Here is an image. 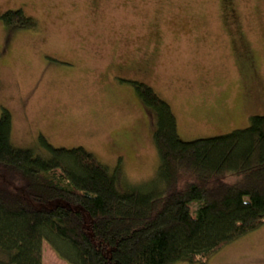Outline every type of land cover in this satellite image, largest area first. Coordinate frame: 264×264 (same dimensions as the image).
I'll return each mask as SVG.
<instances>
[{
    "label": "rangeland",
    "instance_id": "1",
    "mask_svg": "<svg viewBox=\"0 0 264 264\" xmlns=\"http://www.w3.org/2000/svg\"><path fill=\"white\" fill-rule=\"evenodd\" d=\"M18 10L35 29L0 19V117L9 111L17 149L46 153L39 137L84 148L143 186L159 156L154 116L128 83L140 68L182 142L264 116V0H0V16ZM42 251L43 264H67ZM206 264H264V224Z\"/></svg>",
    "mask_w": 264,
    "mask_h": 264
},
{
    "label": "trees",
    "instance_id": "2",
    "mask_svg": "<svg viewBox=\"0 0 264 264\" xmlns=\"http://www.w3.org/2000/svg\"><path fill=\"white\" fill-rule=\"evenodd\" d=\"M6 27L35 29L21 10ZM154 116L159 166L130 186L84 148L17 149L0 117V264H43L45 242L67 264H206L264 224V116L230 134L180 141L169 104L131 83Z\"/></svg>",
    "mask_w": 264,
    "mask_h": 264
},
{
    "label": "flooded vegetation",
    "instance_id": "3",
    "mask_svg": "<svg viewBox=\"0 0 264 264\" xmlns=\"http://www.w3.org/2000/svg\"><path fill=\"white\" fill-rule=\"evenodd\" d=\"M134 72V71H133ZM145 72V70L144 69H142V68H140V69H138V71H137V73H144ZM135 73V72H134ZM137 73H135V75H137ZM118 75H120V76H123V77H126L124 74H118ZM134 75V74H133ZM134 75V77H132V76H130V78L128 79V80H124V79H121V78H118L117 80H120L121 82H126V81H128V83L130 82V84L132 83V82H135V83H140V82H142L144 79H142V78H138V77H136ZM144 83H146L145 81H143ZM133 88V87H132ZM134 90V89H133Z\"/></svg>",
    "mask_w": 264,
    "mask_h": 264
}]
</instances>
